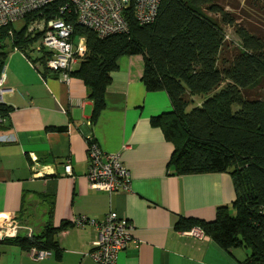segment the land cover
<instances>
[{"label":"crops","instance_id":"0c3cea01","mask_svg":"<svg viewBox=\"0 0 264 264\" xmlns=\"http://www.w3.org/2000/svg\"><path fill=\"white\" fill-rule=\"evenodd\" d=\"M37 57L8 49L3 66L7 91L1 102L11 111L0 123V219L26 227L19 231L23 235L27 229L39 233L48 221L50 198L52 226H69L57 233L52 255L40 259L0 239V264H101L88 254L96 229L72 221L80 215L100 220L110 211L132 225V239L114 264H242L249 249L226 250L207 235L194 237L175 227L180 217L213 220L217 206L230 205L235 191L227 172L174 175L167 170L174 146L149 119L171 104L165 91L146 90L143 56L119 58L94 125L83 81L42 74L31 63ZM90 141L120 154L131 176L129 190L109 193L89 186ZM67 162L71 174L65 173Z\"/></svg>","mask_w":264,"mask_h":264},{"label":"trees","instance_id":"16d2710c","mask_svg":"<svg viewBox=\"0 0 264 264\" xmlns=\"http://www.w3.org/2000/svg\"><path fill=\"white\" fill-rule=\"evenodd\" d=\"M226 1L161 0L154 20L145 24L137 22L129 5L125 11L128 31L105 37L62 13L61 0L28 14L25 23L41 16H60L74 25L76 34L85 36L86 54L69 76L80 78L87 88L91 125L105 107V90L119 58L143 56L146 90L165 91L171 104L169 111L149 119L174 146L167 170L174 175L227 172L235 191L230 205L217 206L213 220L180 217L176 229L198 227L226 250L249 249L242 264H264V98L248 96L250 89L264 83V34L240 23L234 12L243 1V15L261 17L264 6L261 0ZM224 26L233 29L240 44L227 43ZM37 39L26 26L0 27V71L8 49L32 51ZM36 53L32 63L42 74L53 72L46 66L48 54ZM198 95L205 99L189 108ZM10 111L0 102V123ZM52 207L49 198L48 221L41 232L18 233L2 241L28 251L56 249V235L69 222L53 227Z\"/></svg>","mask_w":264,"mask_h":264},{"label":"built area","instance_id":"2783aa9c","mask_svg":"<svg viewBox=\"0 0 264 264\" xmlns=\"http://www.w3.org/2000/svg\"><path fill=\"white\" fill-rule=\"evenodd\" d=\"M59 0H0V27L13 24L16 29L26 26L31 36H37L33 50L48 54L47 68L57 73L62 80L70 78L69 72L75 68L86 54L85 36L74 32V25L60 16L33 18L27 24L25 18L46 5ZM60 10L67 17L73 16L75 22L94 31L98 37L128 31L125 11L132 5L134 17L139 24L154 20L161 0H61ZM10 32V31H9ZM15 50H20L14 47ZM21 51V50H20ZM32 63V62H31ZM35 65L34 63H32ZM36 66V65H35ZM4 68L0 71V102L2 93L7 91L3 85ZM11 91L10 89L8 92ZM89 186L95 190L114 192L129 190L131 176L118 152H105L95 141H90L86 149ZM65 173L71 174L67 162ZM0 219V239L15 237L21 229L20 224H5ZM77 226L89 225L96 229L92 248L88 252L96 262L114 264L118 253L131 241V223L116 212H108L97 220L80 215L72 221ZM194 237H203L198 227L188 230ZM26 233L30 235L31 230ZM30 255L35 259L49 257L50 250L31 248Z\"/></svg>","mask_w":264,"mask_h":264},{"label":"rangeland","instance_id":"374dc122","mask_svg":"<svg viewBox=\"0 0 264 264\" xmlns=\"http://www.w3.org/2000/svg\"><path fill=\"white\" fill-rule=\"evenodd\" d=\"M219 2H223L226 4L227 1L226 0H219ZM260 2H261V5L264 6V0H261ZM236 3H238V2H236ZM242 6H244L243 1H240L238 9L234 10V12L238 15L239 22L244 24V25L246 24L250 29L254 30L255 33L264 34V15H262L261 17H257L254 15L253 16L247 15V14L243 15V13H242L243 7ZM226 9L231 10V6H227ZM224 33H225V40L227 41V43H232L234 45L240 44L238 37L234 34V31L231 27L224 26ZM248 96L249 97H262V98H264V83L260 84L257 87L250 89V91H248ZM193 99L194 100H193L192 104L189 106V108H191L193 106L200 105L202 103L203 99H205V96L204 95H198V96H195ZM231 214L232 215L235 214L234 210L233 211L231 210Z\"/></svg>","mask_w":264,"mask_h":264}]
</instances>
